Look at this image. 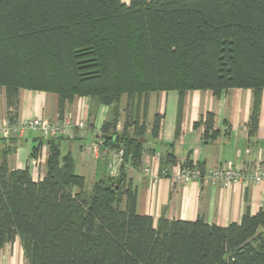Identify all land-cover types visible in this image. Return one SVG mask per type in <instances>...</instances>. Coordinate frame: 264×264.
Returning a JSON list of instances; mask_svg holds the SVG:
<instances>
[{"label": "trees", "instance_id": "16d2710c", "mask_svg": "<svg viewBox=\"0 0 264 264\" xmlns=\"http://www.w3.org/2000/svg\"><path fill=\"white\" fill-rule=\"evenodd\" d=\"M0 85L12 118L23 88L57 93L62 112L78 96L111 106L99 140L124 149L118 174L98 178L90 190L59 139L48 140L41 179L3 157L0 247L19 236L29 264H264L263 209L246 210L228 226L202 216L155 225L140 214L128 167L142 164L146 100L117 131L123 95L250 88L253 134L264 89V0H0ZM161 120L157 114L155 138ZM212 121L209 114L206 138L214 135ZM42 143L31 157L40 156ZM178 162L168 152L161 170Z\"/></svg>", "mask_w": 264, "mask_h": 264}, {"label": "crops", "instance_id": "0c3cea01", "mask_svg": "<svg viewBox=\"0 0 264 264\" xmlns=\"http://www.w3.org/2000/svg\"><path fill=\"white\" fill-rule=\"evenodd\" d=\"M129 4L131 0H122ZM145 121V151L139 168L128 167V177L138 191L137 211L153 216L155 225L162 218L168 220H196L202 216L209 224L228 226L239 222L246 210H264V182H235L230 187L204 183L198 178L180 177L182 164L190 159L205 169L211 166L241 163H264V89L261 93L258 125L250 133L254 92L250 88H230L216 95L212 90L189 89L152 91L140 99L123 95L117 131L124 130L127 117ZM6 88L0 85V119L9 114ZM112 107L96 102L90 96H78L60 110V97L52 91L21 89L17 118L58 120L70 117L74 122L87 123L83 132L59 139L63 152H70L75 160L76 173L86 178L90 190L98 178L118 174L121 162L117 150L95 144L101 128L109 120ZM157 114L162 116L157 138L151 130ZM211 115L213 128L206 138V120ZM132 126L128 131L132 132ZM39 131L26 130L21 135L5 138L0 135V163L5 157L11 169L28 167L34 179L46 173L50 151L49 141L42 143L38 158L31 157L34 146L43 139ZM44 140V139H43ZM171 152L178 164L167 166L162 161ZM149 171L146 172L145 169ZM156 177V179H154ZM0 264H29L22 240L17 236L0 247Z\"/></svg>", "mask_w": 264, "mask_h": 264}, {"label": "built area", "instance_id": "2783aa9c", "mask_svg": "<svg viewBox=\"0 0 264 264\" xmlns=\"http://www.w3.org/2000/svg\"><path fill=\"white\" fill-rule=\"evenodd\" d=\"M87 123L74 122L70 117H62L58 120H48L42 118H33L19 120L17 117L12 118L7 116L0 119V135L5 138H11L16 135H21L26 130L39 131L43 139L54 140L66 136H71L75 132H83L86 129ZM103 142L99 141L95 144L98 148ZM124 149L117 151V158L120 162L123 160ZM148 172V169H145ZM116 172L112 171L111 176H116ZM180 177L184 180L198 178L204 183L219 184L223 187H230L235 182H264V163L245 164L241 163L237 166L220 165L211 166L207 169L201 168L198 164L193 163V166L181 167ZM156 179V177H154Z\"/></svg>", "mask_w": 264, "mask_h": 264}, {"label": "rangeland", "instance_id": "374dc122", "mask_svg": "<svg viewBox=\"0 0 264 264\" xmlns=\"http://www.w3.org/2000/svg\"><path fill=\"white\" fill-rule=\"evenodd\" d=\"M40 136H41V135H40ZM44 141H46V142H47V140H45V139H44ZM146 169H148V168H146ZM148 170H149V169H148Z\"/></svg>", "mask_w": 264, "mask_h": 264}, {"label": "water", "instance_id": "95a60500", "mask_svg": "<svg viewBox=\"0 0 264 264\" xmlns=\"http://www.w3.org/2000/svg\"><path fill=\"white\" fill-rule=\"evenodd\" d=\"M118 181V180H117Z\"/></svg>", "mask_w": 264, "mask_h": 264}]
</instances>
